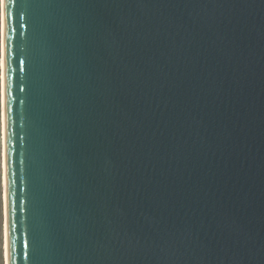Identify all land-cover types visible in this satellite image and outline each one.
I'll list each match as a JSON object with an SVG mask.
<instances>
[{
	"label": "water",
	"instance_id": "95a60500",
	"mask_svg": "<svg viewBox=\"0 0 264 264\" xmlns=\"http://www.w3.org/2000/svg\"><path fill=\"white\" fill-rule=\"evenodd\" d=\"M8 264H264V0H6Z\"/></svg>",
	"mask_w": 264,
	"mask_h": 264
},
{
	"label": "rangeland",
	"instance_id": "374dc122",
	"mask_svg": "<svg viewBox=\"0 0 264 264\" xmlns=\"http://www.w3.org/2000/svg\"><path fill=\"white\" fill-rule=\"evenodd\" d=\"M2 0H0V264H7L6 213L4 195V137H3V52H2Z\"/></svg>",
	"mask_w": 264,
	"mask_h": 264
},
{
	"label": "bare ground",
	"instance_id": "6f19581e",
	"mask_svg": "<svg viewBox=\"0 0 264 264\" xmlns=\"http://www.w3.org/2000/svg\"><path fill=\"white\" fill-rule=\"evenodd\" d=\"M3 4L4 0H2V48L4 47V41H3V30H4V23H3ZM3 52V60H2V65H3V139H4V195H5V213H6V251H7V264H8V231H7V200H6V158H5V80H4V49L2 50Z\"/></svg>",
	"mask_w": 264,
	"mask_h": 264
},
{
	"label": "snow or ice",
	"instance_id": "6c2138e0",
	"mask_svg": "<svg viewBox=\"0 0 264 264\" xmlns=\"http://www.w3.org/2000/svg\"><path fill=\"white\" fill-rule=\"evenodd\" d=\"M4 4H5V23L7 24L8 13H7L6 0H4Z\"/></svg>",
	"mask_w": 264,
	"mask_h": 264
}]
</instances>
